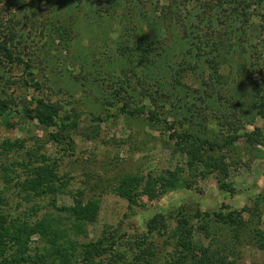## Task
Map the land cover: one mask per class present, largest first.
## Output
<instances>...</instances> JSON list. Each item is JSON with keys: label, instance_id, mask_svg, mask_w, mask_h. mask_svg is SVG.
I'll return each instance as SVG.
<instances>
[{"label": "rangeland", "instance_id": "obj_1", "mask_svg": "<svg viewBox=\"0 0 264 264\" xmlns=\"http://www.w3.org/2000/svg\"><path fill=\"white\" fill-rule=\"evenodd\" d=\"M0 41L30 67L0 52V101L23 110L41 100L62 119L79 120L65 151L54 129L19 115L0 119V146L13 143L1 163H26L15 168L25 180L45 155L68 183L59 208L73 207L81 190L86 201L100 200L97 220L77 238L85 246L106 236L103 252L77 264H122L151 236L165 256L169 234L157 227L170 231L184 213L237 212L251 231L264 230V142L245 139L256 131L264 137V0H0ZM124 105L146 107L181 135L220 146L239 138L223 150L188 152L164 124L148 114L129 117ZM193 156L207 161L194 170ZM166 172L177 173L182 187L156 186L133 210L113 192L124 179ZM219 179L233 193L221 190ZM14 185L4 207L21 215L33 204ZM35 204L40 216L70 224L50 198ZM251 239L239 264H264ZM32 241L37 246L38 236Z\"/></svg>", "mask_w": 264, "mask_h": 264}, {"label": "trees", "instance_id": "obj_2", "mask_svg": "<svg viewBox=\"0 0 264 264\" xmlns=\"http://www.w3.org/2000/svg\"><path fill=\"white\" fill-rule=\"evenodd\" d=\"M0 52L9 59L16 61L21 65L29 66L23 59H14L10 50L1 44ZM37 86V85H36ZM37 107L34 109H16L8 105L5 101H0V119L7 116L19 115L24 120L37 121L38 124L47 129L56 130L53 136L55 142L66 146L65 151L70 150L73 143H69L68 133L74 132L79 126V120L75 119L72 122L67 119H62L54 107L46 105L41 100H35ZM121 112L129 117L143 116L148 114V121L158 122L165 125V129L169 132V138L172 141L181 143L187 147L188 152H195V149L209 151H219L232 145L237 138H233L228 143L220 146L209 141L202 140L193 134H179L175 128L167 121L155 116L146 107L128 110V106L124 105ZM109 118V117H108ZM96 122H103V119H95ZM65 136V139H64ZM252 138L262 139L264 137L259 132H254L246 135L248 141ZM67 140V141H66ZM64 142V143H63ZM181 147L182 152H185L184 147ZM0 158L8 155L12 151L13 143L7 142L0 146ZM40 162L37 166L28 171V176L25 180L21 179V174L17 173L16 167L28 168L26 163L3 164L0 162V264H77L79 262H90L93 256L102 254V245L104 236L96 243L88 245H79L78 238L82 235H87V223H93L97 220L100 211V200L86 198V191H79L75 197V203L70 208H59L57 206V198L65 192L64 188L67 182L59 174L58 162L51 160L45 155H40ZM203 158L196 159L194 156L189 160V164L194 170L200 164L207 160ZM177 173H162L154 176L149 173L147 176H136L124 179L113 192L129 203V209L133 210L139 206V200L149 194L150 191L156 192V186L164 187L165 184L171 186L178 184L181 188L182 183L178 180ZM220 180V189L233 193L231 187ZM175 182V183H174ZM146 184L144 191H140V186ZM11 184L14 189H18V195L26 202L32 203L21 215H12L6 206V196L8 187ZM149 190V191H148ZM50 198L52 200V208L59 214H66L70 224H64L62 217L48 213L40 216V207L36 206V201ZM100 198V197H98ZM27 213V214H26ZM66 218V217H65ZM199 220V222H194ZM214 221V226L210 223ZM249 222L244 217L237 213H216L211 215L201 213L199 211L192 214L178 215L176 218V227L169 230L168 225L158 226V234H169L163 246L166 254H159L158 245L150 237V241L139 243L136 247L134 256L122 264H239L244 244L250 238L253 245L259 250L264 251V230L254 228L249 229ZM252 237L248 238V233ZM201 234L208 242L204 244L203 240L196 239V234ZM38 236V245L43 246V253L40 247L34 246L33 238ZM74 236L73 239L71 237ZM171 248V251H167ZM36 250V255L33 257L30 253ZM84 249V250H83ZM35 258V259H34Z\"/></svg>", "mask_w": 264, "mask_h": 264}]
</instances>
